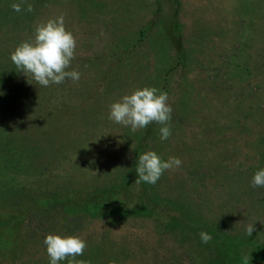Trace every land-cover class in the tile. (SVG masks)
Returning <instances> with one entry per match:
<instances>
[{
  "label": "rangeland",
  "instance_id": "1",
  "mask_svg": "<svg viewBox=\"0 0 264 264\" xmlns=\"http://www.w3.org/2000/svg\"><path fill=\"white\" fill-rule=\"evenodd\" d=\"M13 2L0 0V222L19 211L22 235L0 264H50L49 233L82 237L86 264H264L247 245L264 242V187L251 183L264 168V0ZM60 15L80 79L30 83L11 52ZM145 86L168 93L167 140L155 122L133 132L108 118ZM148 150L181 166L135 184Z\"/></svg>",
  "mask_w": 264,
  "mask_h": 264
},
{
  "label": "clouds",
  "instance_id": "2",
  "mask_svg": "<svg viewBox=\"0 0 264 264\" xmlns=\"http://www.w3.org/2000/svg\"><path fill=\"white\" fill-rule=\"evenodd\" d=\"M27 0H19L11 4L15 12L34 11L33 5ZM77 40L74 34L66 28L64 16L41 20L34 27V36L19 43L11 52V61L19 71L42 87L50 84H62L66 79L79 81L80 72L68 69L75 58ZM31 78V80L29 79ZM168 93L156 87L145 86L136 88L130 94H125L109 105L108 118L113 122L130 127L133 132L146 128L155 122L161 125L160 139L167 140L171 135L170 121L173 108L168 102ZM178 157H169L163 160L156 151L148 150L140 153L136 165L138 178L135 184L141 182L155 184L166 170H173L181 166ZM252 187H264V168L255 172L252 178ZM118 231V230H115ZM254 225L249 224L246 234L251 236ZM200 239L208 243L212 237L207 231H201ZM50 264H86V261L76 259L83 256L87 247L86 241L78 235H61L49 233L44 239ZM243 260L247 262L248 257ZM111 264V262H110Z\"/></svg>",
  "mask_w": 264,
  "mask_h": 264
},
{
  "label": "trees",
  "instance_id": "3",
  "mask_svg": "<svg viewBox=\"0 0 264 264\" xmlns=\"http://www.w3.org/2000/svg\"><path fill=\"white\" fill-rule=\"evenodd\" d=\"M87 192H89V191H87ZM76 193L77 194L74 195V197L82 195V194H85L86 192L85 191H78ZM59 200H61V199H59ZM39 202H40V200L38 201V206H39ZM43 202H44V200H42L40 202V204H43ZM34 209L36 210L37 208L35 207ZM7 213H9V214L12 213L13 215H16V216H14L13 218H8L6 220L4 218L0 222V250H3L4 247L13 248V246L16 243L20 242L19 237L22 235V229L19 228V226H18L19 222L16 220V218L20 217L22 214L19 211L17 212V211H13V210H10V209H8ZM21 227H23V224L21 225ZM252 237L253 236L250 237L251 241H249L247 243L249 248L252 247V248H256L258 250L264 248V242H261L259 240L255 241V240H253ZM222 243L225 244V242H223V241H222ZM214 245H215V250L214 251H219L220 249H222V250L226 249L225 245L222 246V244L220 242H218V241H215ZM242 256H243V254L241 255V257ZM251 256H253V254H251ZM238 258L239 257H229L224 262H221V264H238L240 262V260H241V259H238ZM204 259H207V258H203V257L199 256V258H197V263L196 264H208L206 262V260H204ZM216 264H220V263H216Z\"/></svg>",
  "mask_w": 264,
  "mask_h": 264
}]
</instances>
